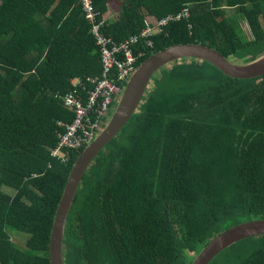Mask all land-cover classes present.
<instances>
[{"label": "trees", "instance_id": "obj_1", "mask_svg": "<svg viewBox=\"0 0 264 264\" xmlns=\"http://www.w3.org/2000/svg\"><path fill=\"white\" fill-rule=\"evenodd\" d=\"M92 3L109 44L147 19L181 16L151 36L153 47L138 46V66L186 42L238 62L264 52V0ZM113 3L120 11L105 19ZM94 23L83 0H0V264H50L56 210L84 149L52 155L59 122L75 118L62 96L84 99L100 76ZM185 60L157 72L139 112L89 167L67 222L65 264H190L217 234L264 218V75L233 79ZM210 264H264V234Z\"/></svg>", "mask_w": 264, "mask_h": 264}, {"label": "water", "instance_id": "obj_2", "mask_svg": "<svg viewBox=\"0 0 264 264\" xmlns=\"http://www.w3.org/2000/svg\"><path fill=\"white\" fill-rule=\"evenodd\" d=\"M185 59L205 61L233 79H252L264 75V52L249 61L238 62L223 56L216 48L200 44V42L170 45L147 57L127 82L111 118L73 164L54 217L49 244L50 264H65L67 222L78 189L89 167L105 147L118 137L131 118L139 112L157 72L176 61L180 62ZM263 234V217L241 221L214 236L196 254L190 264H210L219 253L227 248L240 241Z\"/></svg>", "mask_w": 264, "mask_h": 264}, {"label": "built area", "instance_id": "obj_3", "mask_svg": "<svg viewBox=\"0 0 264 264\" xmlns=\"http://www.w3.org/2000/svg\"><path fill=\"white\" fill-rule=\"evenodd\" d=\"M83 2L87 19L94 23L96 12L92 0ZM182 14L187 16V11ZM180 17L150 21L146 28L119 44H109L111 41L99 32L100 27L94 23L92 32L100 47L101 73L100 76L89 79L93 87L87 90L84 99L78 97L76 91L62 96L65 106L75 112V118L71 123L59 122L64 131L59 133V145L52 152L54 157L64 158V150H79L89 146L111 118L127 82L138 68V60L145 55L138 46L146 44V47H153L151 36L168 21L178 20Z\"/></svg>", "mask_w": 264, "mask_h": 264}, {"label": "rangeland", "instance_id": "obj_4", "mask_svg": "<svg viewBox=\"0 0 264 264\" xmlns=\"http://www.w3.org/2000/svg\"><path fill=\"white\" fill-rule=\"evenodd\" d=\"M119 11H120V8L116 5V4H112L111 6H109V8H108V11L107 12H109V14H111L112 15V17L115 15V17H116V15L119 13ZM226 12H227V14L229 15V14H231V13H234V11L233 10H226ZM148 21H151V22H153L154 20H156V19H147ZM241 27H242V29H243V32L245 33V34H249V30H248V28H247V26H246V24H245V22H243V21H241ZM157 32V31H156ZM184 61H186V60H184ZM181 62V61H180ZM170 66V65H169ZM168 66V67H169ZM171 67V66H170ZM153 83V82H152ZM152 86V85H151ZM150 89H151V87H150ZM150 91V90H149Z\"/></svg>", "mask_w": 264, "mask_h": 264}, {"label": "crops", "instance_id": "obj_5", "mask_svg": "<svg viewBox=\"0 0 264 264\" xmlns=\"http://www.w3.org/2000/svg\"><path fill=\"white\" fill-rule=\"evenodd\" d=\"M109 8V7H108ZM112 15L111 14H109V12H107L105 15H104V18L106 19V18H108V17H111Z\"/></svg>", "mask_w": 264, "mask_h": 264}]
</instances>
